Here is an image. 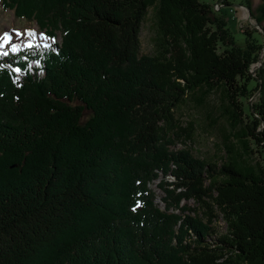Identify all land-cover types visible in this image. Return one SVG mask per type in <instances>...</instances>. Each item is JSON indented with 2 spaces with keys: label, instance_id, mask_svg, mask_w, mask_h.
Instances as JSON below:
<instances>
[{
  "label": "trees",
  "instance_id": "16d2710c",
  "mask_svg": "<svg viewBox=\"0 0 264 264\" xmlns=\"http://www.w3.org/2000/svg\"><path fill=\"white\" fill-rule=\"evenodd\" d=\"M0 2L61 40L0 54V264H264L256 30L237 45L200 0ZM213 93L225 127L200 158L177 110ZM159 178L163 211L147 188Z\"/></svg>",
  "mask_w": 264,
  "mask_h": 264
},
{
  "label": "rangeland",
  "instance_id": "374dc122",
  "mask_svg": "<svg viewBox=\"0 0 264 264\" xmlns=\"http://www.w3.org/2000/svg\"><path fill=\"white\" fill-rule=\"evenodd\" d=\"M203 3L210 5L217 16L225 18L226 28L230 31L235 42L239 46H243L245 36L244 30L253 32L256 30L258 34H254L259 42H262V50L257 57V62L252 65L251 72L255 75L264 61V40L262 39L264 28V18L260 14L261 2L260 0H250V9L245 7V0H228L229 6L222 5L220 0H200ZM252 13V15H251ZM260 17L259 24L255 18ZM261 25V26H260ZM262 27V28H261ZM154 30L151 20L150 12L143 23L140 40H141V54H151ZM56 39L52 40L46 36L44 31L32 22L19 20L15 18L13 12L5 9L0 2V54L7 52H16L17 50L30 47L31 45H53L60 43V34L56 33ZM264 99V95H263ZM220 97L217 93H213L207 99L204 106L198 108L193 107L192 104L183 105L177 110V117L182 122V126H186L188 122H194L196 125L195 136L192 144L186 145L197 157H209L214 153V148L219 144L221 137V130L225 127L223 120L219 117L218 106ZM259 102V93H256L248 101H244L245 108L255 105ZM183 143H177L171 149L173 151L184 149ZM261 165L264 168V147L260 149ZM159 179L151 181L147 188L153 193V203L161 211L164 210L162 198L165 194L159 187ZM164 182H171L172 178L166 177L162 180ZM184 204V203H182ZM188 207H195L192 201L185 203ZM169 212L173 214H180L179 210L170 209ZM188 213H185V215ZM189 215V214H188ZM192 216V215H190ZM216 227L220 232H224V224L221 221L216 223Z\"/></svg>",
  "mask_w": 264,
  "mask_h": 264
}]
</instances>
